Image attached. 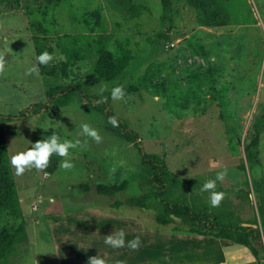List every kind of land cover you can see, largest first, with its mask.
Here are the masks:
<instances>
[{"label":"rangeland","instance_id":"rangeland-1","mask_svg":"<svg viewBox=\"0 0 264 264\" xmlns=\"http://www.w3.org/2000/svg\"><path fill=\"white\" fill-rule=\"evenodd\" d=\"M50 1L0 0V56L5 60L0 115L14 117L4 123L9 156L53 130L62 140H80L70 150L71 170L61 169L63 158L56 156L46 169L21 176L11 167L27 228L51 224L65 210L119 207V201L149 193L148 207L124 203L121 208L135 210L144 227L156 232L192 234L195 224L186 208L204 225L251 227L260 234L259 258L247 247V253L238 254L231 245H219L231 252V264H264V131L262 166L252 168L245 151L253 121L264 110V0H198L201 9L197 0H173L169 23L160 0ZM31 9L37 18L30 17ZM205 20L222 25L206 26ZM164 33L168 39L160 37ZM38 50L54 59L40 65ZM100 63L114 65L117 77L104 79ZM149 65L161 67L147 76ZM32 66L37 72L26 75ZM117 85L125 92L122 101L111 99ZM49 94L57 95L53 103ZM97 101L137 132L144 151L161 157L173 176L152 184L154 168L108 124ZM82 123L96 128L102 142L82 136ZM219 171L226 175L216 190L225 195L212 208L201 188ZM99 182L126 187L105 197L96 191ZM86 183L87 192L79 187ZM166 208L174 222L161 225L157 216ZM31 243L17 244L8 264H37L35 258L58 264L51 240L33 250Z\"/></svg>","mask_w":264,"mask_h":264},{"label":"crops","instance_id":"crops-1","mask_svg":"<svg viewBox=\"0 0 264 264\" xmlns=\"http://www.w3.org/2000/svg\"><path fill=\"white\" fill-rule=\"evenodd\" d=\"M123 205L105 208L84 206L75 209L77 211H72L73 213L65 210L60 214V219L46 226H39L38 229L29 230L26 222V241L33 242V250L42 240L45 243L51 240L58 264H88L89 258L96 255L102 257L106 264H231L227 257L231 252L219 243L231 245L238 254L247 253L244 245L224 238L196 233L151 231L144 227L143 217L135 210L121 208ZM62 224L67 228L61 227ZM74 227L76 229L72 230ZM60 230L63 231L59 237ZM121 230L126 234V244L139 237L142 246L133 251L127 246L112 248L104 244L107 235H117ZM34 236L37 237L36 240ZM228 242L230 243L227 244ZM36 262L40 264L35 258L34 263Z\"/></svg>","mask_w":264,"mask_h":264},{"label":"trees","instance_id":"trees-1","mask_svg":"<svg viewBox=\"0 0 264 264\" xmlns=\"http://www.w3.org/2000/svg\"><path fill=\"white\" fill-rule=\"evenodd\" d=\"M51 0L50 2H54ZM194 0H191L193 3ZM162 9L164 12V18L166 23L170 22V13L172 9L173 0H160ZM196 8L201 9L202 5H199V1H196ZM195 5V4H194ZM30 17L34 15L36 18V13H33V10L29 12ZM209 17V14H208ZM35 18L31 19L34 21V28L36 29L33 39L35 42H38L41 38L38 34ZM203 25L206 26H218L222 24H213L209 20L202 21ZM167 32L169 30H166ZM160 37L168 39V34H161ZM89 48L97 47L96 43H88ZM202 49V47H200ZM41 52H37V55ZM159 66V67H158ZM98 67L102 71V77L106 80H114L118 75V69L109 63H100ZM153 67L160 68V65H149L146 68V75H150V71ZM56 94H49V99L53 103L56 99ZM97 109L106 114L107 119L113 116L111 112L107 110V105L105 102L100 101L96 102ZM20 118L22 115L19 116ZM13 116H3L0 115V218L3 217L4 223L0 225V264H8L17 244L26 241L27 231H26V220L23 214L21 201L19 194L15 185L14 176L12 173V168L10 165V156L8 152V146L6 143V134L4 129V123L13 121ZM117 134L123 137L124 139L134 143L136 150L139 155L142 157V160L147 164L151 165L155 173L151 176L150 182L157 185V183L164 184L165 177L173 176V173L168 169L166 162L159 156L146 153L144 151L143 145L139 140V135L137 132L131 130L122 120L119 119V126L116 127ZM252 137L250 141L245 145V151L247 154V159L250 166L261 167V160L259 155V142L260 136L264 131V110L259 113L251 126ZM115 183L107 184L105 182H99L96 184V191L100 195L112 196L126 187L124 184ZM126 183V182H125ZM79 187L83 191H89V184H79ZM151 199V194H142L135 197H129L124 202H118V205L127 203L136 207L146 208L148 207V201ZM169 207V206H166ZM186 215L194 221L193 233L200 235H209L215 236L217 238H224L231 240L237 244L244 245L247 247L255 258H259L260 251L262 248L259 246L257 241H260V234L251 227L245 226H228L222 225L220 223L212 222L209 224H202V220L198 216L193 214V212L186 208ZM157 221L161 225H168L174 222V216L166 208L164 212L157 216ZM209 231H217V234H212Z\"/></svg>","mask_w":264,"mask_h":264},{"label":"clouds","instance_id":"clouds-1","mask_svg":"<svg viewBox=\"0 0 264 264\" xmlns=\"http://www.w3.org/2000/svg\"><path fill=\"white\" fill-rule=\"evenodd\" d=\"M54 59L53 55L47 51L42 52L36 57L37 62L40 65H48ZM5 70V60L3 56H0V72ZM37 72L35 66L29 67L26 70V75L31 76ZM105 89H101L104 91ZM111 99L115 101H122L125 96V92L122 86H115L110 90ZM100 102V101H98ZM108 124L113 128L119 126V119L116 116H111L108 119ZM47 131V128H42ZM80 134L84 137L91 138L92 141L99 144L102 142V136L99 131L91 127L88 123H82L80 125ZM80 145V140H62L59 135L52 131V134L46 139H41L32 143L31 146L25 151H19L10 157V165L15 170L16 176H21L26 170L36 169L44 170L48 167L50 158L53 156L63 158L60 161V168L64 170H71L74 168V163L70 159V150L76 149ZM226 171H219L216 173L215 179H209L204 182L201 192L209 194L208 203L210 207L217 208L220 206L224 199V193L217 191V181H222L225 178ZM125 232L121 230L117 235H107L104 240V244L112 248H123L127 246L130 250H137L142 246V242L139 237H136L130 241H125ZM88 264H106L105 260L99 255L89 258Z\"/></svg>","mask_w":264,"mask_h":264}]
</instances>
